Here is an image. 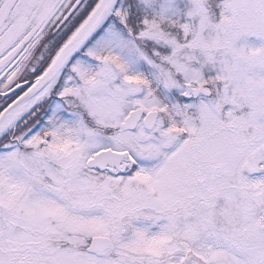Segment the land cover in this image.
I'll return each mask as SVG.
<instances>
[{"label": "snow or ice", "instance_id": "snow-or-ice-1", "mask_svg": "<svg viewBox=\"0 0 264 264\" xmlns=\"http://www.w3.org/2000/svg\"><path fill=\"white\" fill-rule=\"evenodd\" d=\"M0 264H264V0H0Z\"/></svg>", "mask_w": 264, "mask_h": 264}]
</instances>
